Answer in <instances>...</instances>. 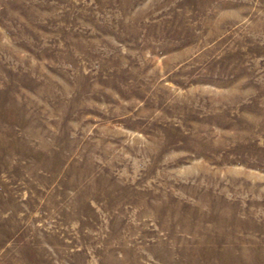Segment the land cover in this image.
I'll return each instance as SVG.
<instances>
[{"label": "rangeland", "instance_id": "374dc122", "mask_svg": "<svg viewBox=\"0 0 264 264\" xmlns=\"http://www.w3.org/2000/svg\"><path fill=\"white\" fill-rule=\"evenodd\" d=\"M0 264H264V0H0Z\"/></svg>", "mask_w": 264, "mask_h": 264}]
</instances>
